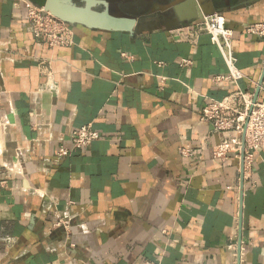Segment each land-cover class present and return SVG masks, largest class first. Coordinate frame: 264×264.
<instances>
[{
    "label": "crops",
    "instance_id": "crops-1",
    "mask_svg": "<svg viewBox=\"0 0 264 264\" xmlns=\"http://www.w3.org/2000/svg\"><path fill=\"white\" fill-rule=\"evenodd\" d=\"M144 1L151 16L175 0ZM194 1L209 16L134 35L75 27L51 49L0 0V264H240L231 246L264 264V150L250 177L242 157L214 160L223 136L202 110L236 86L213 82L229 70L198 28L225 17L239 87L264 99V40L246 32L264 0ZM88 125L100 139L72 150Z\"/></svg>",
    "mask_w": 264,
    "mask_h": 264
},
{
    "label": "built area",
    "instance_id": "built-area-1",
    "mask_svg": "<svg viewBox=\"0 0 264 264\" xmlns=\"http://www.w3.org/2000/svg\"><path fill=\"white\" fill-rule=\"evenodd\" d=\"M16 8L25 9L26 18L34 37L46 43L51 49L71 47L75 43L74 28L56 18L45 9L40 8L29 0H13ZM199 32L207 34L210 40L221 51L227 64L228 75L217 76L215 84L230 82L236 86V91L221 101H210L202 110V121L210 123L223 136V140L213 148V158L216 162L226 163L231 157L240 158L244 152L243 162L245 174L250 177L255 154L264 150V99H255L250 92L239 87L244 76L237 66L233 53L234 32L227 28L226 19L215 14L204 18L198 25ZM246 32L264 40V22L247 26ZM184 61L183 65H189ZM100 139V134L91 126L76 129L71 134L72 150H83ZM72 150L61 147L58 159L71 155ZM184 156L191 157L193 152L186 150ZM55 228L69 232L72 220L58 217ZM235 259L241 264L245 250L242 247L231 246ZM147 264H155L148 262Z\"/></svg>",
    "mask_w": 264,
    "mask_h": 264
},
{
    "label": "water",
    "instance_id": "water-1",
    "mask_svg": "<svg viewBox=\"0 0 264 264\" xmlns=\"http://www.w3.org/2000/svg\"><path fill=\"white\" fill-rule=\"evenodd\" d=\"M29 1L72 27L130 35L150 33L164 28L171 29L186 21L209 16L208 13L203 15L195 10L194 0H175L168 6L172 11L165 16L144 19L129 14L125 9L126 7L136 9L137 2L142 0H81L82 5L74 3L73 0ZM241 156L244 157V152Z\"/></svg>",
    "mask_w": 264,
    "mask_h": 264
},
{
    "label": "rangeland",
    "instance_id": "rangeland-1",
    "mask_svg": "<svg viewBox=\"0 0 264 264\" xmlns=\"http://www.w3.org/2000/svg\"><path fill=\"white\" fill-rule=\"evenodd\" d=\"M73 2L74 3H76V4H78V5H82V3H81V0H73ZM140 5H138V7L135 9V11H137V13H139L138 14V17L140 18V19H144V18H150L151 16H153V17H151V18H160V17H163V16H165L166 14H168L169 13V11L167 12V13H165V14H162V13H156L155 15H151V16H146L145 14H142L143 12H144V10H145V1L144 0H142L140 3H139ZM146 4H149V3H146ZM133 7V6H132ZM125 9H127V10H129L130 8L129 7H126ZM133 10V9H132ZM171 10V9H170ZM172 11V10H171ZM170 11V12H171Z\"/></svg>",
    "mask_w": 264,
    "mask_h": 264
}]
</instances>
